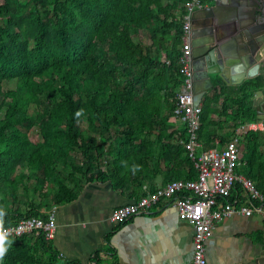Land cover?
Wrapping results in <instances>:
<instances>
[{
    "label": "trees",
    "instance_id": "16d2710c",
    "mask_svg": "<svg viewBox=\"0 0 264 264\" xmlns=\"http://www.w3.org/2000/svg\"><path fill=\"white\" fill-rule=\"evenodd\" d=\"M187 1L0 0V225L47 218L96 180L124 189L157 157L170 180L198 175L173 117ZM263 86L262 74L235 86L214 79L202 103L204 150L259 121L253 97ZM239 143L236 171L264 193V131ZM242 190L227 199L242 201ZM0 246V264H75L41 230Z\"/></svg>",
    "mask_w": 264,
    "mask_h": 264
},
{
    "label": "crops",
    "instance_id": "0c3cea01",
    "mask_svg": "<svg viewBox=\"0 0 264 264\" xmlns=\"http://www.w3.org/2000/svg\"><path fill=\"white\" fill-rule=\"evenodd\" d=\"M217 77V74L211 76L213 84ZM173 117L175 127L185 125L187 129L186 123L176 117L175 112ZM239 127V135L235 136L238 140L245 132L239 131ZM187 136L189 139L188 130ZM198 142L197 155L204 150L199 132ZM226 143L217 141L210 148H220ZM161 158L150 161L142 178H134V183L125 185L124 189L120 185L115 186L112 180H96L87 184L75 201L47 210L48 214L55 213L57 228L51 241L59 256L75 264H96L92 257L100 250V264H113L115 259L118 264H193L194 227L179 217L174 204L166 202L168 199L161 200L150 212L125 222L111 221L115 208L132 203L141 195L154 193L169 182L198 177L170 180L172 167ZM241 193L244 197L242 202L248 205L246 192L242 190ZM205 249L207 264H264V215L259 212L248 216L236 213L223 219L212 229Z\"/></svg>",
    "mask_w": 264,
    "mask_h": 264
},
{
    "label": "built area",
    "instance_id": "2783aa9c",
    "mask_svg": "<svg viewBox=\"0 0 264 264\" xmlns=\"http://www.w3.org/2000/svg\"><path fill=\"white\" fill-rule=\"evenodd\" d=\"M203 7V0L186 2L187 13L184 15V35L182 55L180 58L184 81L178 93L176 117L187 125L189 139L184 145L189 156L198 169L195 180H176L169 182L163 188L149 195H144L134 202L119 206L111 215L113 222H125L132 217L148 213L157 207L165 198L169 204H174L179 217L188 221L194 227L193 264H207L205 243L214 226L225 218L236 213L252 215L259 212L264 215V193L248 177L238 174L236 168L241 162V148L237 137L220 148L203 150L197 155L200 147L198 132L201 126L202 105L194 100V69L192 56V16ZM264 129L263 122H247L241 124L239 131ZM240 185L246 192L249 204L234 197L228 200L233 189ZM57 228L54 211L47 218H23L11 225H0V238L21 236L35 231H43L47 239L54 238Z\"/></svg>",
    "mask_w": 264,
    "mask_h": 264
},
{
    "label": "water",
    "instance_id": "95a60500",
    "mask_svg": "<svg viewBox=\"0 0 264 264\" xmlns=\"http://www.w3.org/2000/svg\"><path fill=\"white\" fill-rule=\"evenodd\" d=\"M252 2L250 23L236 15L241 6L238 0L232 2V7L214 0L213 5L193 13L191 39L196 104H201L206 92L212 88L213 74L227 84H240L248 78L264 76V1ZM224 12L227 13L224 15ZM256 15L261 16L258 22ZM226 25L230 31L223 34L220 29ZM253 107L257 118L264 122V86L253 97Z\"/></svg>",
    "mask_w": 264,
    "mask_h": 264
},
{
    "label": "flooded vegetation",
    "instance_id": "af4514ba",
    "mask_svg": "<svg viewBox=\"0 0 264 264\" xmlns=\"http://www.w3.org/2000/svg\"><path fill=\"white\" fill-rule=\"evenodd\" d=\"M234 1H236V0H220V2H224V4H225L224 6H229V7H232V5H233L232 2H234ZM238 1L241 2V6H239V10L236 13V15H239L238 17H241V19L244 20V22L249 21V23H250L252 20L251 8L253 5V2H252L253 0H238ZM213 4H214V0H207V2H203V7L198 8L197 10L203 9L206 6H210ZM240 7H241V9H240ZM226 13L227 12H224V15ZM242 13H243V15H242ZM230 15H233V14L230 13ZM234 16H235V13H234ZM234 19H232V20H234ZM259 19H261V16L256 15L255 21L258 22ZM228 20L231 21L230 19H228ZM254 24H256V23L254 22L253 25ZM250 26H252V25H250ZM250 26H248V27H250ZM192 28H193V20H192ZM220 30L223 32V34H226V32L230 31V28L226 25V28H221ZM191 32H192V29H191ZM191 42H192V39H191Z\"/></svg>",
    "mask_w": 264,
    "mask_h": 264
},
{
    "label": "clouds",
    "instance_id": "9594fccd",
    "mask_svg": "<svg viewBox=\"0 0 264 264\" xmlns=\"http://www.w3.org/2000/svg\"><path fill=\"white\" fill-rule=\"evenodd\" d=\"M81 111L77 112V116H79L81 114ZM4 254H5V249H4V247L0 246V259L3 258Z\"/></svg>",
    "mask_w": 264,
    "mask_h": 264
},
{
    "label": "rangeland",
    "instance_id": "374dc122",
    "mask_svg": "<svg viewBox=\"0 0 264 264\" xmlns=\"http://www.w3.org/2000/svg\"><path fill=\"white\" fill-rule=\"evenodd\" d=\"M205 2H207V0H205ZM32 137L37 139V137H36V135H35V134H33V135H32Z\"/></svg>",
    "mask_w": 264,
    "mask_h": 264
}]
</instances>
